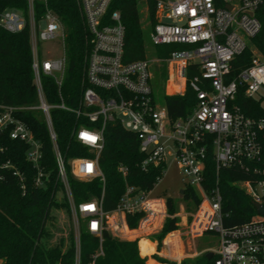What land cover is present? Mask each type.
Listing matches in <instances>:
<instances>
[{
	"label": "built area",
	"instance_id": "built-area-1",
	"mask_svg": "<svg viewBox=\"0 0 264 264\" xmlns=\"http://www.w3.org/2000/svg\"><path fill=\"white\" fill-rule=\"evenodd\" d=\"M26 1V12H0V28L11 34L28 29L36 103L24 107L0 104V137L8 135L25 144L26 161L35 170L32 183L35 188H43L49 182V174L42 166L43 146L20 117L25 113L40 114L52 143L56 185L61 187L60 195L65 197L74 231H78V249L82 225L99 239L102 255L105 233L129 230L127 215H142L138 224L142 229L168 217L170 197L153 198L156 184L148 191L126 185L116 209L105 212V177L98 157L104 148L106 125L113 122L138 137L144 155L142 171L162 167L157 182L165 173L166 158L171 153L181 170L183 191H196L200 200L191 214L188 236H218L215 264H264V216L255 209L256 214L247 223L226 227L224 222L229 215L223 210L218 184L222 168L239 169L248 178L235 181L232 186L248 195L253 205L264 207V115L247 116L238 103L242 94L244 99L260 100L263 107L264 51L251 45V39L261 30L257 11L264 0L157 1L151 42L155 47H182L160 62L171 65L172 77L180 82L179 95L189 85L196 97L192 113L177 119L169 116L166 105L156 104L150 62L124 61L125 28L121 15L118 11L108 13L113 0H79L90 32V51L85 58L81 95L71 104L63 92L68 65L63 23L48 7L38 20L35 0ZM57 41L62 47L58 57L41 55V45ZM246 49L252 53L250 65L233 75L232 64ZM190 71L194 76L188 80ZM46 79L56 87L53 102L47 97ZM55 110L75 117L70 138L85 147L93 158L69 159L63 154L51 116ZM5 151L0 146V157ZM209 152L217 178L216 185L207 191L204 184ZM118 171L124 179L127 177L125 167L120 166ZM6 173L17 177L25 190V175L10 161L0 159V180ZM70 177L83 183L98 179L102 183L101 196L77 203Z\"/></svg>",
	"mask_w": 264,
	"mask_h": 264
},
{
	"label": "trees",
	"instance_id": "trees-1",
	"mask_svg": "<svg viewBox=\"0 0 264 264\" xmlns=\"http://www.w3.org/2000/svg\"><path fill=\"white\" fill-rule=\"evenodd\" d=\"M148 10L150 25L156 24V3L158 0H143ZM48 7L60 18L66 32V56L68 60L63 92L66 99L76 101L82 90V79L85 69V58L90 51V32L82 13L79 0H35L37 19L40 20ZM6 9L27 11L26 0H0V12ZM118 11L125 28L124 61L126 63L147 60V39L141 24L139 0H113L108 13ZM261 23L260 32L251 39V45L264 51V5L257 11ZM153 30V29H152ZM180 46H158L156 55L165 60ZM252 59L250 49H246L234 61L232 74L248 67ZM32 57L28 29L11 34L0 28V104L13 107H24L36 103V92L33 85ZM194 76L188 72V80ZM49 102H53L56 87L52 80H44ZM238 96L241 110L250 117L264 115L262 102L256 99H244ZM164 102L172 119L190 115L196 104L195 93L187 86L183 95L164 96ZM54 129L58 145L67 158H93L88 150L70 138L76 122L72 114L52 111ZM28 125L34 137L42 143V166L49 174V182L43 188H35L32 178L35 170L25 158V144L13 141L8 135L0 137V146L6 149L1 161H10L25 175V190L19 179L6 173L0 180V264H146L140 256L138 241L114 239L109 233L103 236L102 250L99 254V239L90 235L82 225L79 232L80 248L75 246V231L72 229L68 246L64 240L52 246L53 210H64L70 218L65 197L60 198L61 187L56 185V163L52 143L42 118L38 112L25 113L20 116ZM104 148L98 157L99 168L105 177L103 208L113 212L125 192L126 185L141 191L152 190L161 177L162 167L152 168L148 172L141 169L144 155L140 152L138 137L124 130L117 123H108L104 131ZM123 166L127 169L124 179L118 171ZM206 181L204 187L209 191L216 185V165L209 152L205 166ZM219 186L223 196V210L229 215L224 222L226 227L240 226L247 223L255 214V208L248 195L232 186L248 176L236 168H222L219 172ZM74 200L77 203L98 198L102 194V183L96 179L91 183L79 182L70 177ZM182 201L189 209H196L200 200L196 191L186 189ZM176 199L167 200L168 218L165 219L162 231L154 238L161 241L169 233L178 230ZM142 215H127L126 224L129 230H136ZM71 219V218H70ZM177 243L175 234L167 239V246ZM181 258L180 252L176 253ZM217 256L210 260L206 255L199 259L181 264H215ZM162 262H166L161 260Z\"/></svg>",
	"mask_w": 264,
	"mask_h": 264
},
{
	"label": "rangeland",
	"instance_id": "rangeland-1",
	"mask_svg": "<svg viewBox=\"0 0 264 264\" xmlns=\"http://www.w3.org/2000/svg\"><path fill=\"white\" fill-rule=\"evenodd\" d=\"M173 1V0H165ZM139 10L141 14V24L147 39L146 56L151 65V73L153 76L152 88L156 104L164 106V96L179 95L180 82L172 77L171 65L168 63L160 62L156 55V47L152 44L150 35L152 27L150 25L148 10L143 0H139ZM62 52L60 42L50 44H43L40 46V53L42 56L49 58L58 57ZM187 90V87L185 91ZM264 108V103H263ZM184 188L182 181L181 170L177 162L173 159L171 153L166 158V168L162 179L156 183L154 192L152 194L155 199H166L168 197L176 199V214L178 218V230L169 233L161 241V244L154 238L158 235L163 228L162 223H155L152 227L142 229L137 227V232H122L110 231L109 234L112 238L122 241H138L140 256L146 259V264H181L183 262L189 263L190 261L201 258L208 253L215 254V250L219 246V238L216 235L205 234L201 238L193 239L188 236L189 226L191 223V214L194 212L192 207L189 209L186 203L182 201L183 194L180 193ZM62 195H58V201ZM53 238L50 241L52 246L59 244L60 240H64V250L68 246L69 238L72 229H74L73 222L68 217L64 210H53ZM168 218V217H167ZM78 231H75V238H77ZM172 234L176 235L177 243L172 239V242L167 246V239ZM133 237V238H131ZM134 240V241H135ZM77 252V242L75 240ZM180 252L181 258L177 259L176 253ZM164 260L166 262L160 261Z\"/></svg>",
	"mask_w": 264,
	"mask_h": 264
},
{
	"label": "water",
	"instance_id": "water-1",
	"mask_svg": "<svg viewBox=\"0 0 264 264\" xmlns=\"http://www.w3.org/2000/svg\"><path fill=\"white\" fill-rule=\"evenodd\" d=\"M180 193L183 194L184 191L181 190ZM254 207H255V209H256V211H257L258 214L264 216V207L263 206H260V205L255 204ZM213 256H214L213 253H208L206 255V257H207L208 260H210Z\"/></svg>",
	"mask_w": 264,
	"mask_h": 264
},
{
	"label": "crops",
	"instance_id": "crops-1",
	"mask_svg": "<svg viewBox=\"0 0 264 264\" xmlns=\"http://www.w3.org/2000/svg\"><path fill=\"white\" fill-rule=\"evenodd\" d=\"M129 232H131L132 230H128ZM132 232H137L136 230H133ZM131 238H133V237H131ZM128 241H130L129 239H127ZM135 240V238L134 239H132V241H134Z\"/></svg>",
	"mask_w": 264,
	"mask_h": 264
},
{
	"label": "snow or ice",
	"instance_id": "snow-or-ice-1",
	"mask_svg": "<svg viewBox=\"0 0 264 264\" xmlns=\"http://www.w3.org/2000/svg\"><path fill=\"white\" fill-rule=\"evenodd\" d=\"M94 139V138H93Z\"/></svg>",
	"mask_w": 264,
	"mask_h": 264
}]
</instances>
